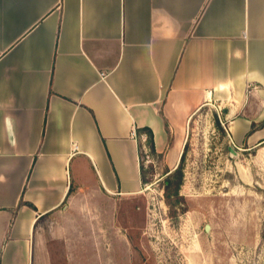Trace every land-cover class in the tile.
<instances>
[{
  "label": "crops",
  "instance_id": "1",
  "mask_svg": "<svg viewBox=\"0 0 264 264\" xmlns=\"http://www.w3.org/2000/svg\"><path fill=\"white\" fill-rule=\"evenodd\" d=\"M213 103L264 131V0H0V264H117L141 135Z\"/></svg>",
  "mask_w": 264,
  "mask_h": 264
},
{
  "label": "rangeland",
  "instance_id": "2",
  "mask_svg": "<svg viewBox=\"0 0 264 264\" xmlns=\"http://www.w3.org/2000/svg\"><path fill=\"white\" fill-rule=\"evenodd\" d=\"M171 109L160 147L151 150L145 134V219L132 225L117 264H264V131L238 144L217 103L190 115ZM178 168L182 185L168 199Z\"/></svg>",
  "mask_w": 264,
  "mask_h": 264
},
{
  "label": "trees",
  "instance_id": "3",
  "mask_svg": "<svg viewBox=\"0 0 264 264\" xmlns=\"http://www.w3.org/2000/svg\"><path fill=\"white\" fill-rule=\"evenodd\" d=\"M149 133H150V131L148 130L147 134L149 135L148 139H149L150 148H151V150H154V143L152 140V134L151 133L149 134ZM173 179L174 180H172V179L168 180L166 183V186H165L166 191H168V194H167L168 199H170V196H171V193L169 191L171 189H173L174 192L178 193L179 189L182 185L183 174H182L181 168L177 169L176 173L173 176ZM172 208H173V206H172Z\"/></svg>",
  "mask_w": 264,
  "mask_h": 264
},
{
  "label": "built area",
  "instance_id": "4",
  "mask_svg": "<svg viewBox=\"0 0 264 264\" xmlns=\"http://www.w3.org/2000/svg\"><path fill=\"white\" fill-rule=\"evenodd\" d=\"M138 133H137V130L136 129H133L132 131H131V138L132 139H134V140H137L138 139ZM141 141L143 142V143H146L147 142V136L146 135H141ZM76 148L75 149H77V146H75ZM0 154H1V150H0ZM147 159H149V155L147 156Z\"/></svg>",
  "mask_w": 264,
  "mask_h": 264
},
{
  "label": "water",
  "instance_id": "5",
  "mask_svg": "<svg viewBox=\"0 0 264 264\" xmlns=\"http://www.w3.org/2000/svg\"><path fill=\"white\" fill-rule=\"evenodd\" d=\"M207 232L209 231V226L206 227Z\"/></svg>",
  "mask_w": 264,
  "mask_h": 264
}]
</instances>
